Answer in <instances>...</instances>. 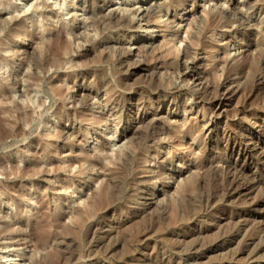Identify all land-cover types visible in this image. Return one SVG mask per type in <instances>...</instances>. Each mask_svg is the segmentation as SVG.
Returning <instances> with one entry per match:
<instances>
[{
	"label": "rangeland",
	"instance_id": "374dc122",
	"mask_svg": "<svg viewBox=\"0 0 264 264\" xmlns=\"http://www.w3.org/2000/svg\"><path fill=\"white\" fill-rule=\"evenodd\" d=\"M14 1L0 264H264V0Z\"/></svg>",
	"mask_w": 264,
	"mask_h": 264
},
{
	"label": "bare ground",
	"instance_id": "6f19581e",
	"mask_svg": "<svg viewBox=\"0 0 264 264\" xmlns=\"http://www.w3.org/2000/svg\"><path fill=\"white\" fill-rule=\"evenodd\" d=\"M33 1V2H32ZM40 0H15L14 3H12V5H10V7L12 8H18L20 9L23 13H28L30 11V9L32 7H34L35 5H39V2ZM76 1V0H75ZM256 1V0H255ZM32 2L31 4L28 5V3ZM48 2H52V4H54V7L59 9V11L64 14L66 13L69 9V3H67V0H48ZM138 2V0H126V4L129 5L130 7L126 8L125 10L127 12H130V11H133L135 8H131V6H135V4ZM19 3H21L20 7H18ZM72 3L74 4V0H72ZM174 3V2H173ZM180 3H182V1H180ZM3 4V3H2ZM125 4V3H124ZM164 5H166L164 3ZM178 5V4H177ZM27 6H29L30 8L27 9ZM162 5H157L155 8H152V9H149L148 12H152L154 11L156 8H159L161 7ZM169 6V5H168ZM258 6V5H257ZM176 7V6H175ZM163 8V7H162ZM166 8V7H165ZM255 8V7H253ZM260 8V7H259ZM9 9V7H8ZM157 10V9H156ZM258 10V9H257ZM260 10V9H259ZM165 12V10H162ZM161 11V12H162ZM256 11V10H255ZM225 13V12H223ZM232 13V12H231ZM146 14V13H145ZM208 14V13H207ZM226 14V13H225ZM229 15V14H227ZM233 17V16H232ZM235 17V16H234ZM229 18V17H228ZM241 19V18H240ZM126 22V21H125ZM248 22V21H247ZM110 23V22H109ZM1 24V23H0ZM203 26L200 27V30H199V33H202L206 30V28L208 27V19L207 18H204L203 19V22H202ZM1 26V25H0ZM103 26V25H102ZM212 26V25H211ZM248 26V25H247ZM261 30L264 31V26L261 27ZM264 43V42H263ZM46 46V45H45ZM47 48V47H46ZM47 50V49H46ZM48 64V63H47ZM7 70V69H6ZM254 82V81H253ZM227 87V86H226ZM221 91V90H220ZM226 95V94H225ZM34 96V95H33ZM38 98V97H37ZM91 98V95L88 93V94H85V97H84V100L85 102L90 100ZM219 98V97H218ZM36 99V98H35ZM173 101V100H172ZM32 102V101H31ZM33 103L35 104L36 103V100L33 101ZM139 111V110H138ZM137 114V113H136ZM125 120H127V122H132L134 120V115L133 113H128L126 116H125ZM253 134H259L261 132L264 131V117L263 116H257L256 119H255V122L253 124V128L251 129ZM139 145V144H138ZM115 146V145H114ZM121 148V147H120ZM121 150V149H120ZM128 155V154H127ZM261 155V154H260ZM129 157V155H128ZM129 159V158H128ZM128 165V164H127ZM232 168V167H231ZM232 170V169H231ZM237 170V169H236ZM243 172V171H242ZM240 178V177H239ZM231 180V179H230ZM236 180V178H235ZM230 183V182H229ZM238 187V186H237ZM242 187V186H241ZM240 187V188H241ZM252 188V186H251ZM256 189V188H255ZM240 190V189H239ZM257 190V189H256ZM251 191V190H250ZM241 192V191H240ZM249 194V193H248ZM142 196V195H141ZM248 200V199H247ZM245 205V204H244ZM261 203H256L255 204V207L257 208L258 206H260ZM73 213V212H72ZM247 218V217H246ZM231 220V219H230ZM262 221V219H261ZM234 222V221H232ZM260 222V221H259ZM258 222V223H259ZM234 224V223H233ZM236 224V223H235ZM264 224V223H263ZM104 225V224H103ZM248 228V227H247ZM262 228V227H261ZM263 229V228H262ZM100 230V229H98ZM67 231V230H66ZM239 231V230H238ZM244 231V230H243ZM228 233V232H227ZM245 233V232H244ZM224 235V234H223ZM238 235V232H235V233H230L228 234L227 236L224 235V237H222L221 239H219L218 243H221V242H224L226 241L228 238L229 239H232V238H236ZM258 235V234H257ZM256 235V236H257ZM242 236V235H241ZM229 241V240H228ZM217 242V241H216ZM60 244V242H58ZM255 244V245H254ZM215 245V244H214ZM217 245V244H216ZM245 245V244H244ZM254 245L253 249L250 250V254H262L264 255V232L261 233L260 235H258V238L255 237V239H253V241H251V246ZM248 249H250V244L247 246ZM248 249L246 251H248ZM245 250V248H244ZM243 255V254H242ZM264 258V257H263ZM253 259V258H252ZM251 260V259H250Z\"/></svg>",
	"mask_w": 264,
	"mask_h": 264
}]
</instances>
